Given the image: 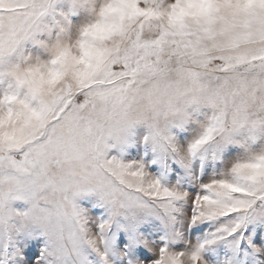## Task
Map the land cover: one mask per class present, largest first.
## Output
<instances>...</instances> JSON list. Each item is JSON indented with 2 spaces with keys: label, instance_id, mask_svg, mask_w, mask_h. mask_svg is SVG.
<instances>
[{
  "label": "snow or ice",
  "instance_id": "obj_1",
  "mask_svg": "<svg viewBox=\"0 0 264 264\" xmlns=\"http://www.w3.org/2000/svg\"><path fill=\"white\" fill-rule=\"evenodd\" d=\"M58 3L0 0V264L106 260L114 219L140 213L175 237L178 217L209 232L182 249L144 242L152 256L136 264H206L218 241L225 264H264V0ZM137 123L202 173L165 186L108 158ZM89 193L107 219L77 204Z\"/></svg>",
  "mask_w": 264,
  "mask_h": 264
},
{
  "label": "rangeland",
  "instance_id": "obj_2",
  "mask_svg": "<svg viewBox=\"0 0 264 264\" xmlns=\"http://www.w3.org/2000/svg\"><path fill=\"white\" fill-rule=\"evenodd\" d=\"M67 4L68 0H59L57 11L65 10ZM171 132L178 142L184 143L185 133L176 128H173ZM149 137L150 129L145 123L133 125L126 133L125 142L108 141L110 145H114L108 150V158L116 157L126 163L138 161L144 164L146 170L156 176L165 186L179 184L184 187L188 181L193 179V168L198 173H202V161L193 159L185 164L172 153L162 154ZM76 202L91 216L107 219L110 214L108 207L95 193L83 194L77 198ZM14 207L25 208L27 206L16 202ZM172 228L181 233L180 237L172 235V229L161 215L140 213L136 218L117 216L106 237L107 259L96 258L94 264H136L137 261L152 256V252L144 242L182 249L185 247V238L196 243L203 241L209 232L207 228L204 231H193L189 228L185 233L179 217ZM248 228H253V225H248ZM202 256L206 264H225V261L232 258L234 253L228 243L218 241L214 245L207 246Z\"/></svg>",
  "mask_w": 264,
  "mask_h": 264
},
{
  "label": "clouds",
  "instance_id": "obj_3",
  "mask_svg": "<svg viewBox=\"0 0 264 264\" xmlns=\"http://www.w3.org/2000/svg\"><path fill=\"white\" fill-rule=\"evenodd\" d=\"M181 155H186V150H185V152L181 153ZM185 264H190V262L188 261L187 258H185Z\"/></svg>",
  "mask_w": 264,
  "mask_h": 264
}]
</instances>
